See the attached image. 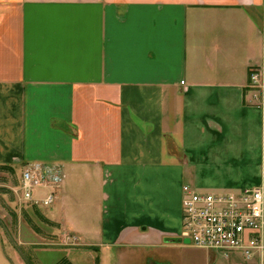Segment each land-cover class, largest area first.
I'll return each instance as SVG.
<instances>
[{"label":"crops","instance_id":"0c3cea01","mask_svg":"<svg viewBox=\"0 0 264 264\" xmlns=\"http://www.w3.org/2000/svg\"><path fill=\"white\" fill-rule=\"evenodd\" d=\"M254 66L264 0H0V165L60 166L85 246L180 264L184 185L261 183Z\"/></svg>","mask_w":264,"mask_h":264},{"label":"built area","instance_id":"2783aa9c","mask_svg":"<svg viewBox=\"0 0 264 264\" xmlns=\"http://www.w3.org/2000/svg\"><path fill=\"white\" fill-rule=\"evenodd\" d=\"M248 88L264 112V66L249 72ZM261 183L239 192H204L192 185L183 187L184 240L200 249L221 252L228 257L241 253L247 260L259 255L264 264V116ZM64 180L58 165L27 166L15 190L25 205L52 206Z\"/></svg>","mask_w":264,"mask_h":264},{"label":"rangeland","instance_id":"374dc122","mask_svg":"<svg viewBox=\"0 0 264 264\" xmlns=\"http://www.w3.org/2000/svg\"><path fill=\"white\" fill-rule=\"evenodd\" d=\"M26 168L27 165L23 164L16 165L15 172L0 170V264H27L17 245L34 264H57L64 257L73 264H97V259L99 264H134L129 259L120 261L112 250L85 246L84 242H94V235L89 233V229L81 228L83 224L79 222L76 238L60 219L51 216V210L55 211L54 214L59 213L55 204L49 207L23 204L15 190ZM76 197L79 198L78 195ZM75 210L72 217L81 221L78 209ZM177 260L180 264H246L240 256L231 255L227 259L220 252H208L189 244L177 255Z\"/></svg>","mask_w":264,"mask_h":264},{"label":"trees","instance_id":"16d2710c","mask_svg":"<svg viewBox=\"0 0 264 264\" xmlns=\"http://www.w3.org/2000/svg\"><path fill=\"white\" fill-rule=\"evenodd\" d=\"M0 170L15 172L14 167L10 166V165H0ZM36 212L39 215L41 214L38 209H36ZM42 218L44 220H46L47 222H50L49 220L45 219V217H42ZM16 247H17L18 251L20 252V254L23 256V258L26 260L27 264H34L33 261L31 260V258L29 256H26V254L24 253V251L22 250V248L20 246L17 245ZM57 264H73V262L68 257H64ZM97 264H99V259H97Z\"/></svg>","mask_w":264,"mask_h":264},{"label":"water","instance_id":"95a60500","mask_svg":"<svg viewBox=\"0 0 264 264\" xmlns=\"http://www.w3.org/2000/svg\"><path fill=\"white\" fill-rule=\"evenodd\" d=\"M185 243H186V244L189 243V240H186Z\"/></svg>","mask_w":264,"mask_h":264}]
</instances>
